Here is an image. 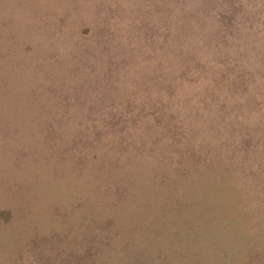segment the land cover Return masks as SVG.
Here are the masks:
<instances>
[{"label":"rangeland","instance_id":"1","mask_svg":"<svg viewBox=\"0 0 264 264\" xmlns=\"http://www.w3.org/2000/svg\"><path fill=\"white\" fill-rule=\"evenodd\" d=\"M84 147L131 165L129 258L264 264V0H0V264L111 242L68 203Z\"/></svg>","mask_w":264,"mask_h":264},{"label":"trees","instance_id":"2","mask_svg":"<svg viewBox=\"0 0 264 264\" xmlns=\"http://www.w3.org/2000/svg\"><path fill=\"white\" fill-rule=\"evenodd\" d=\"M104 132L107 133L108 131H104ZM106 137L107 135H102V140H107ZM107 146H110L109 142L107 143V145H105V148L109 150L112 149L111 147H107ZM85 147H84V151L87 150V152L85 151V155H86L85 161L87 166L84 167L82 173L83 177L82 179H80L79 184H78L79 179L69 180L70 183H69V189L67 190V197L69 199L71 198L72 199L69 200L68 203L72 205L71 211L72 210L78 211L80 215L83 216L85 222L92 225L94 222H97L98 219H100L101 223L105 224L106 227L109 229L108 231L110 233L112 232L113 235H110L112 237L106 238V240L112 239L110 240L112 243L106 242L107 246H103L102 244L103 241L96 242V240H91V242H88L86 240L84 246L89 247V251H88L89 256L82 257V261H79L78 263L79 264H148L146 262H143V260L145 259L142 258L141 251L135 252L129 258L128 254L122 253V251H126V250H124L122 247L119 248L123 244L122 243L118 244L119 241L124 240V242L126 243L125 245L132 244L135 247H139L142 245L141 247L142 251H146L147 249L149 248L151 249L156 245V244L154 245L152 241L158 240V239H151L152 236L148 237L146 232L142 231L143 228L141 226L132 222L135 221L137 217L133 216L129 218L128 209L130 206L128 207L126 200L124 198L118 199L113 194V190L116 186V181L118 177L122 175L120 172L125 173L128 170L130 172L128 178L129 177L132 178V176L135 178V176L132 175L131 165L129 166L125 164L124 166L125 169L122 171H121L122 169L121 165L119 168L114 167L112 165V169H109V167L107 168V166L102 167V165L98 162V156H100V150L95 149L93 151H89V149L88 148L85 149ZM99 147L105 149L104 146L102 145H100ZM133 155L139 156L140 154L133 153ZM131 159L133 160V158ZM91 160L94 161L92 162ZM110 160H112L111 157L108 162H110ZM193 162H194L193 160L192 162H186L185 167H188L187 165L192 164ZM135 166L137 167V165ZM197 180H199L198 177ZM73 185H76L78 189L73 188L74 187ZM70 187H72L73 189H70ZM123 203H126V205L123 206ZM202 203H203L202 201H199L198 205H201ZM36 210H38V207L36 208ZM146 213H144L143 211H139V214H146ZM163 215L162 214L156 215L154 213H150V214H146L147 216L146 218L150 219L152 217L155 218ZM48 221H49L48 219L43 218L41 222L47 223ZM57 223L60 224V221L57 220ZM44 226L45 224H43L41 228H43ZM121 229H123L121 231V235L126 237L122 238L116 235V233ZM118 237L120 239H118ZM131 237H134V239H132ZM125 238H129V240H125ZM111 249H115V250L111 251ZM111 253H113L112 258H105V256L110 257ZM146 260L150 261L149 258Z\"/></svg>","mask_w":264,"mask_h":264}]
</instances>
